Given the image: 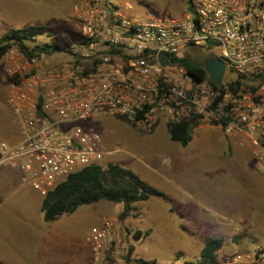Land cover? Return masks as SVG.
I'll return each mask as SVG.
<instances>
[{"label": "built area", "instance_id": "built-area-1", "mask_svg": "<svg viewBox=\"0 0 264 264\" xmlns=\"http://www.w3.org/2000/svg\"><path fill=\"white\" fill-rule=\"evenodd\" d=\"M188 3L187 14L159 22L111 12L106 0H79L73 59L54 64L45 54L26 58L10 49L5 102L19 138L0 142V170L15 171L21 185L44 197L69 175L101 164L99 136L88 122L110 117L144 132L160 118L215 126L264 174V0ZM203 50L234 77L223 73L215 84L172 60H195ZM85 240L87 264H145L113 218L92 226ZM207 264H264V247Z\"/></svg>", "mask_w": 264, "mask_h": 264}, {"label": "rangeland", "instance_id": "rangeland-1", "mask_svg": "<svg viewBox=\"0 0 264 264\" xmlns=\"http://www.w3.org/2000/svg\"><path fill=\"white\" fill-rule=\"evenodd\" d=\"M111 12L164 22L187 14L185 0H106ZM79 0H0V37L8 29L43 26L37 44H58L50 55L58 64L73 59L81 38ZM202 53L185 56L202 60ZM7 59L0 62V142L9 141L12 125L6 106ZM234 75L225 71L224 78ZM88 125L98 133L104 153L101 164L127 163L130 155L159 153V174L146 177L163 197L135 205L120 222L122 204L99 201L80 206L52 222H44L40 197L34 190L0 170V264H87L88 230L104 217L117 220L124 242L136 260L147 264H200V251L209 238H220V258L254 253L264 247V174L249 152L212 125L195 126L188 146L181 148L161 135L137 130L121 119L97 118ZM151 138V139H150ZM170 148L172 157L165 153ZM156 150V151H155ZM135 152V153H134ZM171 164H175L177 181ZM170 174V175H169ZM182 185L187 192L180 187ZM141 232L139 237L135 233ZM147 233V234H146Z\"/></svg>", "mask_w": 264, "mask_h": 264}, {"label": "trees", "instance_id": "trees-1", "mask_svg": "<svg viewBox=\"0 0 264 264\" xmlns=\"http://www.w3.org/2000/svg\"><path fill=\"white\" fill-rule=\"evenodd\" d=\"M187 11L189 12L188 0H185ZM43 26H27L22 29H9L0 37V62L10 49H15L24 57L31 58L45 54L50 56L56 52H61L58 45L37 44L35 36L44 33ZM202 60L190 61L187 57L172 60L184 66L187 72L194 78L206 77L205 61L212 53L203 50ZM13 78L7 77V82ZM166 132L169 139L178 143L181 147H186L192 138V132L197 123L193 121H182L179 123H166ZM151 132V131H150ZM163 197L164 194L148 184L138 174L132 170L115 163H107L83 168L60 182L54 189L47 192L41 198L40 212L44 222H52L63 214H71L80 206H87L99 201L122 204V211L118 215V220L122 222L134 211L135 205L150 200L152 197ZM141 232L135 233L139 237ZM147 234V233H146ZM223 246L220 238H209L201 249L200 264L213 263L219 258L218 251ZM129 252L132 248L129 247ZM142 263L147 262L139 260Z\"/></svg>", "mask_w": 264, "mask_h": 264}, {"label": "crops", "instance_id": "crops-1", "mask_svg": "<svg viewBox=\"0 0 264 264\" xmlns=\"http://www.w3.org/2000/svg\"><path fill=\"white\" fill-rule=\"evenodd\" d=\"M100 118H110V117H100ZM110 119H112V118H110ZM115 119H117V118H115ZM10 121H11V117H10ZM11 124L12 125L8 126V129H9L8 130L9 131V141L8 142H10V143L11 142H15L19 138V133H18L17 127L12 122H11ZM165 124L166 123L164 122L163 118H160L157 126L151 132H146V133H154L155 134V132L157 131L158 127L160 125H164V131H163L164 133L161 135L162 136L161 139L163 138L165 140V142L167 143L168 140L169 141H171V140L169 139V136H168V134L166 132V125ZM142 132H144V131H142ZM171 142H173V141H171ZM173 143H175V142H173ZM175 144L180 146L178 143H175ZM170 148H176V146H173V147L167 146V148L166 147L164 148L165 153H167L169 155V157L171 158V161H172L173 159H172V157L170 155L172 150ZM181 148H183V147H181ZM132 153L130 155H128V156H130V159L127 160V163L124 162L123 164H120V166L132 170L133 172L138 174L143 180L147 179L146 177L143 176L144 174H146V172L149 175H155V174H159L160 171L164 170V169L158 167V156H159V153L154 152L153 150H147V149H146L145 152L140 153V154L139 153H135V152H134L135 154H132ZM175 167H176L175 164L174 165L171 164L169 166V168H172L171 172L174 175L173 178L176 179V181H177V174H175V172H176L175 171ZM7 171H9V172H6L7 176H9L13 181H15V180L18 181V176H17V173L15 171H11L9 169H7ZM145 181L148 184H150L148 181H153V180H149L148 179V181L147 180H145ZM150 185H152V184H150ZM180 187L183 189L184 192H187V190H185V188L182 185H180ZM40 202H41V200L39 201V205H40Z\"/></svg>", "mask_w": 264, "mask_h": 264}, {"label": "water", "instance_id": "water-1", "mask_svg": "<svg viewBox=\"0 0 264 264\" xmlns=\"http://www.w3.org/2000/svg\"><path fill=\"white\" fill-rule=\"evenodd\" d=\"M224 69V63L219 58L212 55L207 58L205 63V71L213 83L220 84Z\"/></svg>", "mask_w": 264, "mask_h": 264}]
</instances>
